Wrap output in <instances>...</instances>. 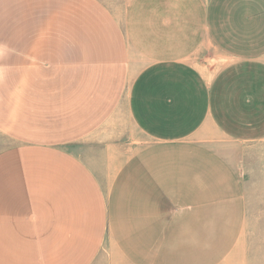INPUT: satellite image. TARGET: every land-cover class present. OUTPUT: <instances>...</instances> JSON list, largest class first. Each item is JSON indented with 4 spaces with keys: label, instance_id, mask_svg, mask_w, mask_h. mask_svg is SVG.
Returning a JSON list of instances; mask_svg holds the SVG:
<instances>
[{
    "label": "crops",
    "instance_id": "crops-1",
    "mask_svg": "<svg viewBox=\"0 0 264 264\" xmlns=\"http://www.w3.org/2000/svg\"><path fill=\"white\" fill-rule=\"evenodd\" d=\"M95 262L264 264V0H0V264Z\"/></svg>",
    "mask_w": 264,
    "mask_h": 264
},
{
    "label": "rangeland",
    "instance_id": "rangeland-1",
    "mask_svg": "<svg viewBox=\"0 0 264 264\" xmlns=\"http://www.w3.org/2000/svg\"><path fill=\"white\" fill-rule=\"evenodd\" d=\"M103 261H104V260H103ZM97 262L99 263L100 261H97ZM98 263L95 262V264H98ZM93 264H94V263H93ZM101 264H102V263H101ZM103 264H104V262H103Z\"/></svg>",
    "mask_w": 264,
    "mask_h": 264
}]
</instances>
